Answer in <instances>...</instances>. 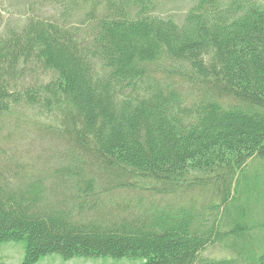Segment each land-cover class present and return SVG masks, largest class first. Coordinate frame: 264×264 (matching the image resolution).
<instances>
[{"label": "trees", "instance_id": "1", "mask_svg": "<svg viewBox=\"0 0 264 264\" xmlns=\"http://www.w3.org/2000/svg\"><path fill=\"white\" fill-rule=\"evenodd\" d=\"M160 1L41 0L52 13L18 26L0 14V242L24 241V264H264V177L246 174L264 158V0L179 15ZM53 148L52 182L75 191L58 203L41 176ZM229 238L236 258L202 256Z\"/></svg>", "mask_w": 264, "mask_h": 264}, {"label": "rangeland", "instance_id": "2", "mask_svg": "<svg viewBox=\"0 0 264 264\" xmlns=\"http://www.w3.org/2000/svg\"><path fill=\"white\" fill-rule=\"evenodd\" d=\"M41 0H2L0 5V14L4 19V24L10 23L13 26H18L24 23L23 21L27 19L29 15H40L48 16L52 13V9L48 4H41ZM43 2V1H42ZM45 3V1L43 2ZM191 4V0H162L160 1L159 13L163 15H169L175 13L179 15ZM22 106H17L15 109L19 110L16 113H25L21 110ZM15 113V114H16ZM22 113V114H23ZM28 115L36 117L35 111L27 112ZM26 115V114H25ZM31 134V133H30ZM33 137L35 134L33 133ZM52 144L60 146L58 140L53 136L50 138ZM54 149V148H53ZM59 149L64 150L62 147ZM58 150V149H57ZM56 152V153H55ZM49 152L47 153V155ZM60 151L54 152L50 155L47 161H43L42 167L45 169L41 176L48 179L47 182L49 192L48 200L53 203L64 202V200H69L75 191L68 188V184L65 188H60L61 186L55 185L52 182L51 177L56 168L60 167L64 161L59 159ZM68 165L63 164V167ZM246 174L252 181H257L258 176L264 177V158L255 159L252 161L247 170ZM134 196L132 192H127L125 194H117L113 197L119 198L122 196ZM133 203H136V198H134ZM253 206V204H252ZM256 206H258L256 208ZM255 211L251 215L253 219L260 220L264 224V204H256ZM250 208L247 207V212H250ZM260 239V242L264 241V228L259 232L256 231L254 238ZM256 238V240H257ZM232 239H227V241H219L215 244H211L203 252V257H209L213 259H225V258H236V250L232 249L230 243ZM26 256V247L24 241H7L0 242V264H24V259ZM145 260L142 257L135 256H124V257H113L110 255H72L65 256L60 253H50L42 256L33 264H144Z\"/></svg>", "mask_w": 264, "mask_h": 264}]
</instances>
